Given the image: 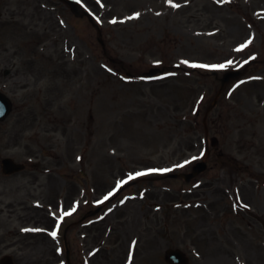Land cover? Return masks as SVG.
<instances>
[{"label": "rangeland", "instance_id": "374dc122", "mask_svg": "<svg viewBox=\"0 0 264 264\" xmlns=\"http://www.w3.org/2000/svg\"><path fill=\"white\" fill-rule=\"evenodd\" d=\"M65 1L0 0V92L11 102L0 160L26 164L0 171V264H67V225L70 264H170L168 249L189 264H264V0H80L88 18ZM153 66L164 70L140 76ZM233 69L207 138L213 72ZM206 144L198 177L154 179L190 171ZM129 176L144 181L122 196L136 211L121 217L134 238L122 253L121 197L92 230L72 223Z\"/></svg>", "mask_w": 264, "mask_h": 264}, {"label": "water", "instance_id": "95a60500", "mask_svg": "<svg viewBox=\"0 0 264 264\" xmlns=\"http://www.w3.org/2000/svg\"><path fill=\"white\" fill-rule=\"evenodd\" d=\"M70 4L72 6L73 11L76 14H80V15L82 14L81 13V9L77 5L76 2L70 1ZM153 72H155V71L152 70L148 74L151 75V74H153ZM233 75L234 74H232V73L225 74L223 79L221 80L222 84H224V82L227 81L230 78V76H233ZM8 109H9L8 102L0 94V117H3L7 113ZM212 141H213L212 144H214V139H212ZM205 166L206 165H205L204 162L197 163L193 167V172L192 173L183 174V176L185 177L186 180H189L191 177L197 175L200 171H202L205 168ZM22 168H23L22 164H16L10 158H6V159L3 160V170L6 173L11 172V171H17V170L22 169ZM169 176H177V175L171 174ZM92 213H95V211H92ZM168 258L174 264H186L187 263L185 257L183 256V254L179 250H169L168 251Z\"/></svg>", "mask_w": 264, "mask_h": 264}, {"label": "flooded vegetation", "instance_id": "af4514ba", "mask_svg": "<svg viewBox=\"0 0 264 264\" xmlns=\"http://www.w3.org/2000/svg\"><path fill=\"white\" fill-rule=\"evenodd\" d=\"M88 2V1H87ZM89 3V2H88ZM219 156H221V154L219 155ZM243 186H246V184H242V187ZM129 188V187H128ZM127 189V188H126ZM146 192V194H148L149 196H150V198L152 197V195H153V192L151 191V190H146L145 191ZM130 202H131V200L129 199V200H125L124 199V201L122 200L121 202H120V205H119V208L120 209H118L120 212V233H121V227H123V230H122V232H123V234H124V236H128V238H129V240L130 239H132V229L130 228L131 226H130V223H126L125 221L123 222V220H121V217H123V215L125 214L126 215V213H136V211L134 210V211H131L129 208H131L132 207V204H130ZM127 203H129L128 205H127ZM155 208H153L152 209V205H150L149 206V211L146 209L145 210V213H149L150 214V220H152L151 219V217H152V215H153V213H155V216H156V207H157V205H156V203H155ZM132 209V208H131ZM101 226H103V223H102V225ZM89 227V228H88ZM87 227V229L88 230H92L93 229V227L91 226H88ZM126 228V229H125ZM127 230V231H126ZM145 230V229H144ZM135 234V238L136 239H138V241L141 239V237H142V232L141 231H139V232H135L134 233ZM129 242V241H128ZM128 242H126V244L125 245H121V252L123 253V251H124V249L125 248H128V246H127V244H128ZM123 262H121V264H122Z\"/></svg>", "mask_w": 264, "mask_h": 264}, {"label": "snow or ice", "instance_id": "6c2138e0", "mask_svg": "<svg viewBox=\"0 0 264 264\" xmlns=\"http://www.w3.org/2000/svg\"><path fill=\"white\" fill-rule=\"evenodd\" d=\"M169 4H172V0H168ZM173 7H179L178 4H172ZM137 16L139 15V13L136 14ZM115 22V21H113ZM252 41L249 40L246 44L242 45L241 48H244V47H247L248 44H250ZM239 50V49H238ZM183 63H188L187 61H183ZM229 63H231V61H229ZM194 67H209L208 65H193ZM212 67H225V65H219V66H212ZM164 171H168L167 169H165ZM146 173H143V172H138L136 173V176H142V175H145ZM129 180L131 179H134L133 176H129L128 177ZM127 181H121L120 183L123 184V183H126ZM111 195V194H110ZM105 199H108V197L106 196ZM244 207H247V205H244ZM69 213H65V215H68ZM24 231H35V232H40V231H44L43 229H24ZM50 235L52 236L53 239L56 238L57 236V232L56 231H52L50 232ZM135 243V241L133 242ZM131 259V257H130Z\"/></svg>", "mask_w": 264, "mask_h": 264}]
</instances>
